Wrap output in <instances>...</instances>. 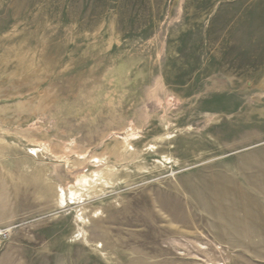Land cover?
I'll return each instance as SVG.
<instances>
[{
    "label": "rangeland",
    "instance_id": "obj_1",
    "mask_svg": "<svg viewBox=\"0 0 264 264\" xmlns=\"http://www.w3.org/2000/svg\"><path fill=\"white\" fill-rule=\"evenodd\" d=\"M0 264H264V0H0Z\"/></svg>",
    "mask_w": 264,
    "mask_h": 264
}]
</instances>
